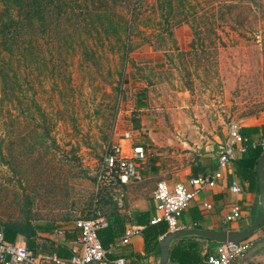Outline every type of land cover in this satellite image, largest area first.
Masks as SVG:
<instances>
[{
    "label": "rangeland",
    "instance_id": "rangeland-1",
    "mask_svg": "<svg viewBox=\"0 0 264 264\" xmlns=\"http://www.w3.org/2000/svg\"><path fill=\"white\" fill-rule=\"evenodd\" d=\"M139 1L149 9L153 0ZM199 1V11L217 20L218 38L197 55L178 56L194 39L182 24L165 44L136 35L125 62L108 50L97 64L72 55L59 71L43 59H5L18 85L4 95L0 81L1 222L83 217L103 155L125 131L147 153L163 154L169 141L264 111V0ZM223 3L238 8L229 14ZM249 240V263L264 264L262 231Z\"/></svg>",
    "mask_w": 264,
    "mask_h": 264
},
{
    "label": "crops",
    "instance_id": "crops-1",
    "mask_svg": "<svg viewBox=\"0 0 264 264\" xmlns=\"http://www.w3.org/2000/svg\"><path fill=\"white\" fill-rule=\"evenodd\" d=\"M238 126L242 137L253 146H259L264 142V111L241 121ZM226 138L227 128L223 127L208 135H197L180 143L169 141L167 144L169 148L163 154L147 153L145 145L139 139L133 138L132 142L120 140L127 155L130 154L132 146L144 148L146 159L140 167L141 181L104 187L99 191H96L94 185L93 202L81 217L91 218L99 213L106 218L108 226L98 232L100 234L98 238L102 247L112 249V254L109 256L111 261L122 258L125 259L126 264L160 263V246L164 237H161L155 229L159 223L150 224V221L158 215L157 202L153 197L157 183L166 182L170 190L174 185L182 183L191 191V179L212 176L217 170V149ZM241 156L223 169L215 187L200 191L189 201L178 220L179 231L189 229L214 232L244 231L251 226L260 213V193L256 191L250 162L244 161L240 164ZM245 172L249 175L250 181L245 179ZM232 179L237 180L240 185L239 194L230 191ZM235 206L240 209L239 216L233 221H227V215ZM28 218L34 234L29 239L18 236L16 241L23 242L36 256L55 254L59 258L68 259L74 253H80V233L75 228V222L80 217L74 220ZM130 227H141L142 230L140 234L132 236L129 243L120 244L125 231ZM257 231L261 232L260 229ZM190 242L197 243L198 247L188 249L187 244ZM218 245L211 239L195 235L175 239L169 244L166 264H178L169 260L173 247L181 248V252L184 250L188 252L189 258L185 264H207L205 256L212 253ZM247 260L248 255L245 259L246 264L253 262Z\"/></svg>",
    "mask_w": 264,
    "mask_h": 264
},
{
    "label": "trees",
    "instance_id": "trees-1",
    "mask_svg": "<svg viewBox=\"0 0 264 264\" xmlns=\"http://www.w3.org/2000/svg\"><path fill=\"white\" fill-rule=\"evenodd\" d=\"M199 3V0H153L149 9H145L139 0H0L1 91L6 95L10 87L18 85L16 71L11 77L5 73L10 69L5 59L22 60L24 64L43 59V67L47 69L49 64L51 70L59 67V71L65 59H71L72 55L79 54L80 59L97 64V59H102L108 50L125 62L135 47L133 38L136 35L142 38L141 42L150 44L155 39L165 44L173 42V28L182 24L190 26L194 39L189 51L178 52L179 58L203 53L204 41L214 44L212 38H218V26L216 19L208 18V12L199 11ZM223 6L229 14L238 8L231 3H223ZM144 27L151 31L146 33ZM244 139L239 163L250 162L259 192L255 164L264 152L260 146H253ZM244 177L250 181L246 172ZM28 217L25 215L22 221H0L3 239L10 243L17 242L18 236L29 239L34 232ZM155 229L161 237L167 235L164 222L157 224ZM259 229L264 235V222ZM187 247L196 249L198 244L190 242ZM188 258V252H181V248L173 247L170 251L171 262L185 264Z\"/></svg>",
    "mask_w": 264,
    "mask_h": 264
},
{
    "label": "built area",
    "instance_id": "built-area-1",
    "mask_svg": "<svg viewBox=\"0 0 264 264\" xmlns=\"http://www.w3.org/2000/svg\"><path fill=\"white\" fill-rule=\"evenodd\" d=\"M133 131H125L121 140L132 142ZM246 140L239 132L237 124H230L227 128V138L219 144L217 151V170L212 176H199L190 180L192 190H188L184 184L178 183L170 190L164 181L157 183L153 197L157 202V217L151 221V225L164 222L167 226V234L180 230L178 220L188 205L200 191L215 187L217 180L222 176V171L227 165L236 160L244 151ZM264 151V142L260 145ZM145 150L142 146H132L127 155L119 142L112 143L103 155L95 179V189L99 191L104 187H116L127 185L131 182L141 181V165L145 162ZM230 191L239 194L241 191L237 180L230 181ZM208 208V207H206ZM240 214L239 207L235 206L227 215V221L235 220ZM108 226L105 217L96 213L91 218H80L75 222V228L79 231L80 253H74L68 259H62L55 254L36 256L23 242L10 243L3 239L0 233V264H126L125 259L111 261L109 256L112 249H104L98 238V232ZM141 227L128 228L120 244L129 243L134 235L140 234ZM252 243L246 240L237 245L219 244L216 249L206 255L207 264H246L245 259L251 249Z\"/></svg>",
    "mask_w": 264,
    "mask_h": 264
},
{
    "label": "water",
    "instance_id": "water-1",
    "mask_svg": "<svg viewBox=\"0 0 264 264\" xmlns=\"http://www.w3.org/2000/svg\"><path fill=\"white\" fill-rule=\"evenodd\" d=\"M256 173L258 178L259 193H260V213L254 219L251 226L244 231H200L195 229L182 230L175 233L168 234L162 240L160 246V263H167L168 249L171 241L181 237L195 235L211 239L218 244H234L237 245L241 242L249 240L251 236L260 228L264 222V154L258 159L256 164Z\"/></svg>",
    "mask_w": 264,
    "mask_h": 264
}]
</instances>
